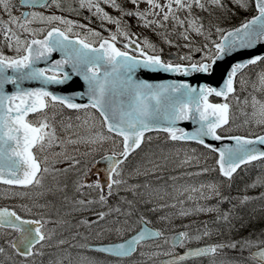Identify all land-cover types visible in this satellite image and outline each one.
Returning a JSON list of instances; mask_svg holds the SVG:
<instances>
[{
    "label": "snow or ice",
    "instance_id": "1",
    "mask_svg": "<svg viewBox=\"0 0 264 264\" xmlns=\"http://www.w3.org/2000/svg\"><path fill=\"white\" fill-rule=\"evenodd\" d=\"M74 4L78 7H74ZM141 4L147 7L141 9ZM229 4L244 11L254 5L257 15L240 27L225 30L220 26V20L235 15ZM20 5L45 10L55 7L57 11L76 16L86 9L91 16L84 17L87 24L38 11L22 13L17 17L12 14V9L16 7L13 0H0V11L9 17L7 21L0 19V184L41 189L36 193L38 198L59 195L61 205L67 207L63 214L57 211L60 218L55 221L45 219L43 215L35 219L24 218L8 207L0 208V235L8 237L15 234V238L0 244V264H16V257L25 261L43 257L45 253L42 249L51 246L46 241H51L56 235L55 229L44 231L49 223L63 226L69 232L76 229L72 233L73 240L79 237L88 241L93 231L96 238H102L105 233L117 237L134 233L118 243L70 244L73 248L106 254L116 264L137 253L144 257L146 253L142 249L157 240L162 241V245H156L158 248L163 245L168 247L162 252L148 254V258L160 255L168 257L161 264H185L200 257H212L210 264H216V255L225 248L238 250L242 258L222 261L221 264H246L247 261L264 264V247L259 246L264 241L257 243L243 239L207 244L195 249L186 248L188 243L210 238L214 232L221 234L219 228L213 229L210 225L224 224L231 230L234 227L235 205L228 211L220 207L224 203H231V198L221 191L225 186L223 180L178 183L185 177L190 179L212 171H218L221 177L231 182L242 166L264 160V134H221L231 132L233 101L237 106L251 104L250 113L241 109L246 117L244 124L254 123L264 128V99L254 95L256 92L264 94V68L254 75L244 71L264 63V55L230 64L221 73L218 86L207 83L193 86L188 82L152 83L139 78L140 73L183 77H212L220 73L222 64L234 55L264 45V0H164L163 3L160 0H20ZM104 6L118 15L110 14ZM197 10L207 13V16L197 15ZM213 10H217L219 15H214ZM181 13L185 15L181 16ZM92 17L99 22L102 31L89 26L94 23ZM131 20L136 21V27L151 29L169 47L187 49L188 54H170L164 58L163 48H157L147 36L141 38L132 31ZM169 22L172 24L171 30L167 27ZM35 23L46 27H30ZM109 26H114L115 30ZM213 30L218 39H212ZM104 32L108 35H103ZM173 35L184 43L177 44L169 39ZM197 38H203L204 42L197 46ZM4 47L12 55L5 54ZM54 53H59L58 59H53ZM192 53L201 55L196 58ZM41 64L44 66H38ZM76 78L86 85L84 91L57 94L55 89L75 83ZM29 82H36L38 86H27ZM9 86L11 91L8 90ZM249 87L252 91H249ZM238 89L247 93L243 100L236 95ZM212 96L221 97L224 102L212 103L209 101ZM85 97L87 103L76 102ZM65 109L78 113L85 110L84 114L92 119V123H89V119L81 120L79 115L76 120L80 123H73L70 116H65ZM87 109H94L99 114L101 128L106 129L109 135L102 131L93 132L95 117ZM180 122H191L195 128L185 130L178 127ZM57 126L65 134L63 138L58 135ZM79 128H85L89 134L80 135L76 131ZM152 131L166 133V139L171 141L195 142L208 150L201 156L207 158L209 154H215L218 167L165 176L168 157L163 152L159 156L153 153L146 155V163L134 165L127 173L128 179H125L123 166L128 157L144 143L145 134ZM147 139L151 140L152 137ZM106 140H113L111 154L92 163V167H95L97 163L105 162L104 182L98 180L86 184L79 175L73 179L70 172L75 170L87 176L91 167L78 168L81 160L71 155L68 147L98 145ZM209 140L230 143L219 147L209 143ZM75 150L78 151V148ZM195 151L192 150L193 155L185 152L176 168L193 166V161L199 165L201 156L195 155ZM62 163H68V167H56ZM46 175L56 183L45 189L43 181ZM139 176H152L162 183L153 184L148 180L129 183V179ZM227 186L230 187V183ZM257 186H264V177L258 178L250 187ZM69 188L73 193L71 196L68 195ZM93 192L98 193V198L92 197ZM121 192L130 193L133 198L121 196ZM27 196L28 192H13L6 198ZM110 197L118 198L115 204L109 203ZM260 198H264V193ZM249 199L245 196L241 203ZM211 200H216V204L207 203ZM50 204L46 202L34 206L47 208ZM19 207L26 215L32 214V208L26 205ZM85 212L91 216L75 220L64 218H75ZM145 212L152 213L166 224H173L176 219L213 213L215 218L201 221L194 235L189 232L192 224H182L184 230L176 231L173 228L175 234L167 236L166 229L148 227L152 221L144 215ZM134 216L137 217L135 221L132 220ZM133 224L138 225L139 230ZM81 227L86 228L89 235H82L79 232ZM68 243L67 239H59L56 246ZM252 247L258 250L243 257V253ZM177 249L186 250L181 254ZM81 259H87L88 264H97L91 258ZM65 260L72 264L70 254L50 259L48 264H64ZM32 264H35L34 259ZM139 264H147V261L141 260Z\"/></svg>",
    "mask_w": 264,
    "mask_h": 264
},
{
    "label": "rangeland",
    "instance_id": "2",
    "mask_svg": "<svg viewBox=\"0 0 264 264\" xmlns=\"http://www.w3.org/2000/svg\"><path fill=\"white\" fill-rule=\"evenodd\" d=\"M16 1L18 2V0H13V3L15 5H16ZM118 2H119V0H118ZM160 2L163 3L164 0H160ZM73 6L78 7V5H75V4ZM104 7H105V10L108 11L110 14L118 15V13L113 11L111 8H108L107 6H104ZM129 7H131V6L129 5ZM140 7H141V9H145L147 6L145 4H141ZM235 8H237V7H235ZM31 11L43 12L45 15H51V14L61 15L67 19L78 20L80 23H84V24L88 23V21L85 20L84 17L85 16H91V13H89L86 9L82 10V14L80 16H76L74 14L70 15L68 12L57 11L55 9V7H52L48 10H45L43 8H36V9H31L30 12ZM22 13H24V9L20 8L19 6H16L15 8L12 9V14L14 16L20 17L22 15ZM0 19L7 21L9 19V17L3 11H0ZM149 19H151V17ZM92 20L94 21V23H92L89 26L96 29L97 31H102V29H100L98 26L99 22L96 21V18L92 17ZM130 23L133 24L132 29H134L136 21L131 20ZM169 26H172V24L170 22L167 25V27H169ZM30 27L38 29V28H42V27H46V26L35 23V24L30 25ZM109 27H112L113 31L115 30L114 26H109ZM157 31L163 32L164 29H157ZM153 34H154V36H156V34L154 32H153ZM103 35L107 36L108 33L104 32ZM172 37L176 38V40H178V42H181V39H177V37L175 35H173ZM0 39H2V37H0ZM199 39L200 40H199V42H197V46L199 43L204 42L203 38H199ZM161 44H164L163 40H161V43L159 45H161ZM157 47L163 48L160 46H157ZM169 50H170L169 48H167V49L163 48L164 52L169 51ZM3 51L7 55H12V53L8 50L7 47H4ZM184 51H185V54H188L187 49H184ZM192 55L196 56V58H199V56L201 54L200 53H192ZM261 68H264V63H262L260 66L250 68L246 72H249L250 74L254 75ZM249 91H252L251 87H249ZM236 95H238L241 98V100H243V98L247 95V93L240 91L238 89V92L236 93ZM254 95H256L258 99H264V94L256 92V93H254ZM250 99L251 98H249V100ZM232 104H233V106H232V118H233V120H232L231 125H230V127H231L230 135H244V136H246V135H248L249 132L260 133V134L264 133V128L257 127V126H255L254 123L244 124V120L246 119V117L242 114L241 109L244 108L247 112L250 113L252 111L250 103L246 107L243 104L237 106L235 101H233ZM84 111L85 110L78 113V112H67L65 110L64 112H65L66 117L70 116L72 118L73 123H80V121L76 120L77 115H79L81 117V120L89 119V117L84 114ZM86 111L88 113H93V111H90V110H86ZM94 117H95V127L93 128V132H95V131L104 132V129L101 128L99 118L95 114H94ZM89 123L90 124L92 123V119H89ZM76 131H78L80 135L86 136L89 134L85 128H79ZM57 133L62 138L65 135L62 131H60L59 126H57ZM166 136L167 135H163V134H152V135L148 136V137H152V139L151 140L147 139L145 142L144 148L141 149L140 151H138L135 154V156H132L127 161V163H125V165H124V168H125L124 177H125V179H128L127 173L132 170L134 165H136L137 163H146V155H152L153 153H155L157 156H159L161 154V152H163V154L168 157V169L165 172V176H167V175H178L184 171L197 172L201 168H204V167L215 168L216 158L213 154H209L207 156V158H205V157L201 156V154L207 153V151L202 149L201 147H196V146H193L189 143H171V142H169L168 139H166ZM113 147H114L113 140H106L102 144H98V145H87V144H80V145H75V146L70 145L68 147V152L71 155H75L77 157V159L81 160V165H79L78 168H84L85 166H87V167H91V170H92L93 161H95L98 157L104 156L107 153H111V150L113 149ZM76 148H78V151L75 150ZM94 149H95V151H93ZM193 149L196 150L195 155L201 156L199 165H196L195 161H193V166H185L184 168H176V165L179 163V161L184 158L185 152H187L189 155H193V152H192ZM84 153H91V154L90 155H83ZM85 162H87V164H85ZM67 164L68 163L57 164L56 167L67 168L68 167ZM174 168L176 169L175 172L172 171V169H174ZM256 168L257 169L264 168V164L259 163L256 166ZM253 169L254 168L246 169L243 174H239L238 176H236L234 178L233 184H234L235 190H238L239 188H241L243 186H250L251 183H255L257 181L258 177L259 178L264 177V174H262V175L255 174L252 177L251 172L253 171ZM191 170H194V171H191ZM262 172L263 171H261V170H257L256 173H262ZM69 175L73 179H75L79 175L80 179H82L84 182L88 181L89 175H90V178L93 181H95V182L97 181V177L94 176L91 173V171L88 172V174H87L88 178H87V176H83L75 170L70 172ZM61 178H63V177H61ZM62 180L63 179H61V181ZM145 180L151 181L153 184L162 183V181H155L152 178V176H149V177L139 176L135 179H129V183L130 184L143 183ZM185 181H187L189 183H199L200 181H217V182H219V181H222V179L220 180L217 177V171H212L209 173H205L201 176H193L190 179L188 177H185L183 180L178 181V183H184ZM55 183H56V181H54L51 176H49V175L45 176V179L43 181L45 189L53 186ZM226 188L227 187L224 186L221 189V191L224 193V195L228 194V193L224 192V190ZM263 188H264V186H257L255 188H251V191L253 190V192H255L254 195H260V192ZM38 191H41V189L12 188V187H6L5 185H2V186L0 185V206H9L10 205V206H14L16 209L21 211V208L19 206L20 205H26V206L32 208V214L26 215L25 212L21 211L24 215L31 216V217H40L43 214H45V216H46L45 219L51 220L48 218L47 211H48V209L51 210L53 205H54V202L56 200L60 199L59 195L57 197L47 195L45 197H39L38 198L36 196V193ZM85 191H88V190L85 189ZM13 192H16V193L28 192L29 196L24 197V198H20V197L11 198V199L6 198L8 196H11ZM241 193H243L241 196H235L234 197L235 203L233 205H235V208H234L235 218L232 220V223L239 221L242 223V226H244L243 225L244 221L247 224L251 225V223H253L256 220H259V218L263 219V216L261 214H264V198H260L261 196H257L254 199H252V201L250 203L246 202V203L242 204L241 200L245 196L248 197L249 191H246L243 189L241 191ZM72 194L73 193H72L71 188H70L68 191V195L71 196ZM120 194H121V196H127L128 199L133 198L130 193L121 192ZM91 195L95 198H98V193H96V192H93ZM230 198H231L230 209H233L232 195ZM46 202H51L50 206L47 208H40V207L34 206L37 204L43 205ZM254 202L256 204H254ZM109 203L111 204V202H109ZM207 203H209L211 205V201H208ZM96 207H99V205H96ZM140 207H142V206H140ZM144 215L149 220L152 221V223H151L152 225L157 226V228H159V229H166L167 231H165V235H167V236L175 234L172 231L173 228H175L176 231L184 230L181 227L182 224L183 225L192 224V228L189 229V232H190V234L194 235L195 229H196V227L200 226L201 221H211L215 218V213H213V214H209V215L191 216V217H188V218L183 219V220L176 219L173 224H166V223L160 222L158 220L157 216L153 215L150 212H145ZM243 215L245 217H247V219L244 220ZM90 216H91V214L86 212L84 214H78L75 217V219H85V218H88ZM136 218L137 217L134 216V217H132V220L135 221ZM52 224L53 223L48 224V230L54 229V227L51 226ZM133 227L138 228L139 226L136 224H133ZM210 227H212L213 229L219 228L221 234H217L216 232H214V234L210 238H205L203 240H200L199 242L193 241L191 243H188L186 248L201 245V244H203V242L205 240H207L209 242L217 243V241L218 242H220L221 240L226 241V239L229 238L227 225H224V224L210 225ZM58 229L59 228L55 229V232L58 231ZM253 229L255 230V228H253ZM75 231H76V229H72L71 232L64 229L63 232H59V233L56 232V235L53 236L52 240L46 242V244L51 245V246H46L45 248L42 249V251L45 253V255L43 257L37 256L34 258H30L27 261H25L24 259H20L19 257H16L15 258L16 264H32L33 259L35 260V264H41V261H43V264H48V261L50 259L54 260L57 257H63L65 255H69V254L71 256L72 264H88L87 259L82 260L81 257L94 259L95 261H97V264H116V261L114 259H111V260L102 259V258L94 255L93 253H90L88 250H85V249H82L79 247H75V248L70 247V244L79 245V244L85 243V242H88V243L108 242V241L115 240V239H122V238L130 235V233H131V232L126 233V234H124L123 237H117L115 234L105 233L102 238H96L95 232L93 231L91 233V238L88 241H84V240L80 239L79 237H77V239H75V240L72 239V233H74ZM248 231H250V226L248 227ZM79 232L85 236L89 235L88 230L84 227H82L81 230L79 229ZM61 236H63L64 239H67L69 241V243L57 247L56 242L59 239H63ZM221 236H222V239H221ZM13 238H15V234H13L12 236H8V237H4V236L0 235V244H5L6 240L13 239ZM260 241H264L263 236L261 237ZM150 244H151V246H145L142 249V251H144L146 253V255L144 257H140L138 254V256L136 258H133L131 260H126V261L122 260L119 262V264H139V262L141 260H146L147 264H161L160 261L165 256L160 255V256H155V257H152L151 259H149L148 254L153 253V252H162V251L166 250L168 246L163 245L162 247L158 248L156 245L157 244L162 245L161 240H157L155 243L150 242ZM65 250H67V251H65ZM229 251L232 253H235L234 250H229ZM251 251H252V248L246 250L243 253V257H247L248 253H250ZM230 252H226L225 249L222 252H219L218 255H216V257H215L216 264H221L222 261H226V260H233L230 258H227V259L222 258L221 254H223V253H228V254L232 255V257L235 256L234 254H232ZM238 255L241 257L240 253H238ZM210 261H211V259L208 260L209 264H210ZM64 264H68V261L65 260Z\"/></svg>",
    "mask_w": 264,
    "mask_h": 264
},
{
    "label": "water",
    "instance_id": "3",
    "mask_svg": "<svg viewBox=\"0 0 264 264\" xmlns=\"http://www.w3.org/2000/svg\"><path fill=\"white\" fill-rule=\"evenodd\" d=\"M257 55H264V45H257L253 50L241 51L238 54L234 55L233 57H231L230 60H227L222 64L220 73H217L212 77H204V76L183 77L173 74H158V75L150 76L146 73H140L139 78L148 79L149 82L152 83L188 82L193 86H197L205 83L212 86H218L221 83V73H223L230 66V64L238 61H246L247 59ZM58 58H59V53H54L53 59H58ZM38 66L43 67L44 65L41 64ZM27 86L36 87L38 85L36 82H29ZM9 89H12L11 86L8 87V90ZM85 89H86V85H84L79 78H76L75 83L66 85L60 89H55V91H57V94H60V93L72 92L73 90L84 91ZM76 102L87 103V98L85 97L84 100H77ZM178 127L184 128L185 130L188 131H192L195 128V126L191 122H180L178 124ZM208 142L217 145L219 147H222L224 143H230L229 141L217 142L211 140H209ZM105 167H106L105 162L101 161L100 163H97V169L100 171L101 174L103 173V176H101L102 183L104 182L105 179L104 177Z\"/></svg>",
    "mask_w": 264,
    "mask_h": 264
},
{
    "label": "trees",
    "instance_id": "4",
    "mask_svg": "<svg viewBox=\"0 0 264 264\" xmlns=\"http://www.w3.org/2000/svg\"><path fill=\"white\" fill-rule=\"evenodd\" d=\"M229 7L232 8L233 12L235 13V15H231L227 18H222L220 20V26L227 30L229 28H232L234 26H237L238 24H240L243 20H245L248 15H251L254 13V10H253V7L249 8V10L247 11H244L243 12H239L238 8H234L232 7V4H229ZM238 11V12H237ZM214 12V15H219L218 11L217 10H213ZM181 16L185 15L184 13H181L180 14ZM197 15H202V16H207V13H200L198 10H197ZM130 22V21H129ZM172 26H169L168 29L171 30ZM133 32H135L137 35H139L141 38L147 36L152 43H155V44H160L161 43V37L156 35L154 36L153 34V31L151 29H145V28H141V27H134V29H132ZM177 31H180V29H177ZM169 38H172V36H170ZM213 39H217L218 37L216 36L215 34V31L213 30V36H212ZM199 38H197V42H199ZM177 51H183L184 49L182 48H176ZM254 223H252L253 225Z\"/></svg>",
    "mask_w": 264,
    "mask_h": 264
},
{
    "label": "flooded vegetation",
    "instance_id": "5",
    "mask_svg": "<svg viewBox=\"0 0 264 264\" xmlns=\"http://www.w3.org/2000/svg\"><path fill=\"white\" fill-rule=\"evenodd\" d=\"M10 208H13L14 210H16L18 213H19V211L16 209V208H14V207H12V206H9ZM62 208H66V206H63V205H61V203H60V199H58V200H56L55 202H54V206L52 207V209L51 210H49L48 209V211H47V215L48 216H51V215H55V213L59 210V211H61L60 209H62ZM64 213V212H63ZM62 213V214H63ZM23 214V213H22ZM84 214V213H83ZM21 215V214H20ZM21 216H24V215H21ZM43 216L44 217H46L45 216V214H43ZM65 219H73V220H75V218H73V217H64ZM55 228V227H54ZM58 228H60L59 230V232H62L61 230L63 229H66L65 227H63V226H59ZM82 229V227L80 228V230ZM78 250V249H77ZM103 257H108V256H106V255H103V254H101ZM20 259H23V258H21V257H19Z\"/></svg>",
    "mask_w": 264,
    "mask_h": 264
}]
</instances>
